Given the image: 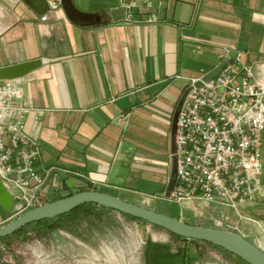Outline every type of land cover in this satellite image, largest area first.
I'll return each instance as SVG.
<instances>
[{
  "label": "crops",
  "instance_id": "1",
  "mask_svg": "<svg viewBox=\"0 0 264 264\" xmlns=\"http://www.w3.org/2000/svg\"><path fill=\"white\" fill-rule=\"evenodd\" d=\"M74 3L85 12L118 6ZM147 15L139 8L132 22L86 28L61 5L39 14L22 0H0V67L40 61L16 79L24 105L39 113L25 120L40 143L36 168L52 167L42 200L70 192L66 179L74 191L87 184L162 197L172 114L188 78L214 76L233 53L264 60V0H164L155 22ZM122 112L126 124L117 121ZM248 214L256 222L247 231L264 251V200ZM10 215L0 205V226Z\"/></svg>",
  "mask_w": 264,
  "mask_h": 264
},
{
  "label": "built area",
  "instance_id": "2",
  "mask_svg": "<svg viewBox=\"0 0 264 264\" xmlns=\"http://www.w3.org/2000/svg\"><path fill=\"white\" fill-rule=\"evenodd\" d=\"M45 1L50 9L60 6V0ZM118 1L125 22H132L139 8L149 13L145 22H155L164 4ZM228 59L214 76L188 78L190 90L174 137L175 184L167 199L179 204L204 201L255 223L248 213L264 200V60L244 62L240 53ZM17 81L0 79V180L13 197L15 216L39 205L52 173V167L36 168L40 143L27 133L25 120L30 113L38 119L39 113L24 105ZM128 118L129 113L122 112L117 121L126 124ZM224 227L245 238L249 234L234 224Z\"/></svg>",
  "mask_w": 264,
  "mask_h": 264
},
{
  "label": "rangeland",
  "instance_id": "3",
  "mask_svg": "<svg viewBox=\"0 0 264 264\" xmlns=\"http://www.w3.org/2000/svg\"><path fill=\"white\" fill-rule=\"evenodd\" d=\"M89 1L100 4L104 2ZM106 1L114 4L119 2ZM181 88L184 89V85ZM69 190L75 192L74 189ZM106 191L126 201H134L135 204L187 220L194 225L221 229L229 223L249 230L248 227L253 224L246 219L235 217V211L232 209L220 211L212 205H206L204 201H182L179 204L159 195H133L126 190ZM60 195L62 194L55 193L50 195V198L54 199ZM50 198L48 200L52 199ZM48 200H39V204ZM92 211V217L79 216L78 219L74 218L75 220L65 217L61 221L63 228L54 231H43L35 225L25 228L21 234L10 238L7 246L0 244L1 258L12 264H145L143 249L145 242L150 239L155 243L170 244L172 251L191 247L193 254L197 256L194 264H237L233 256L205 242L178 240L168 230L131 219L115 210L93 207ZM239 211L245 212L241 207ZM14 218L16 216L11 214L7 222ZM218 221L220 225L217 224ZM247 238L254 242L250 233Z\"/></svg>",
  "mask_w": 264,
  "mask_h": 264
},
{
  "label": "water",
  "instance_id": "4",
  "mask_svg": "<svg viewBox=\"0 0 264 264\" xmlns=\"http://www.w3.org/2000/svg\"><path fill=\"white\" fill-rule=\"evenodd\" d=\"M22 2L39 12V14H43L45 8H47L45 0H22ZM60 5L71 23L86 28L99 27L110 22H117L118 20H121L123 13L122 7L119 6L99 12H85L75 5L74 0H60ZM231 55L232 57H235L236 53ZM39 62V59H30L29 61L15 63L14 65L0 67V79H15L17 77L25 76L30 71L36 69ZM226 65L227 63L223 64L222 68ZM189 90L190 87H186L181 92L172 114V125L170 130V154L172 156L169 164L170 170L166 182L167 185L163 194L164 198L169 197L175 184L174 181L177 171V154L175 153L174 139L177 128L176 121L180 107ZM65 185L68 188L73 187L69 179L65 180ZM92 202L105 207L108 206L117 212H123L136 218L138 217L151 225L153 224L165 229L166 231L168 230L177 236L214 244L225 251H229L231 254L238 256L249 264H264V251L261 250L257 244L242 235L240 236L231 231H225L219 228L189 224L182 219L180 220L171 216L168 213H161L140 204H135L126 201L125 199H121L109 192L106 193L95 189L77 190L71 194L62 196L61 198L48 200L46 203L36 205L33 208L18 214L16 218L0 226V239L4 236L15 233V231L19 230V228L33 223V221L59 216L77 208V206L81 204ZM0 205L10 214L13 213V197L6 190V188H4L1 180Z\"/></svg>",
  "mask_w": 264,
  "mask_h": 264
},
{
  "label": "trees",
  "instance_id": "5",
  "mask_svg": "<svg viewBox=\"0 0 264 264\" xmlns=\"http://www.w3.org/2000/svg\"><path fill=\"white\" fill-rule=\"evenodd\" d=\"M92 189L103 191V190H101V189H99L93 185L91 186V185H87V184L85 186L79 187L77 190H92ZM71 193L72 192L70 191L67 194H64L62 196H65V195H68ZM62 196L56 197L54 199L61 198ZM93 207H100L103 210H107V209L108 210H114L108 206L105 207V206H102V205H99V204H96L93 202L81 204V205L77 206V208H75L69 212L63 213L62 215L55 216V217H48V219H43V220H39V221H33V223L27 224V225L19 228V230L15 231V233L4 236L3 238H1L0 244L3 247L7 246L8 240L10 238L21 234L25 228L30 227V226L35 225V226H38L43 231L49 232V231L57 230L59 228H63L64 224L62 225L61 221L65 217H68L69 220H75L76 218L78 219L79 216L92 217V216H94L93 211H92ZM158 212H161V211H158ZM118 213L121 215L123 214L124 216H127L131 219H134V220L138 219V220L144 221L138 217L136 218V217H133V216L126 214V213H123V212L122 213L118 212ZM161 213H164V212H161ZM184 221L189 223V224H193L192 222H189L187 220H184ZM144 222H146V221H144ZM68 224H70V223H68ZM171 234L176 239L181 240V241L186 240V241L192 242V243H197L198 241H200V240L196 241L193 239H187L184 237H180V236H177L173 233H171ZM201 242H205V241H201ZM205 243H207V242H205ZM207 244H209L211 246L213 245V246L221 249L224 253H226V254L228 253L229 255L233 256L235 258L237 264H249L246 261H244L243 259L239 258L238 256L231 254L229 251H225L224 249H222V248H220L214 244H210V243H207ZM143 258H144L145 264H194L195 261L197 260V256H195L193 254V251H192L191 247H189V246L182 248L181 250L178 249L176 251H172L170 244H168V243L167 244L155 243L154 241H151L150 239H148L145 242L144 249H143ZM0 264H12L10 261H6V260L4 261L1 258V249H0Z\"/></svg>",
  "mask_w": 264,
  "mask_h": 264
}]
</instances>
